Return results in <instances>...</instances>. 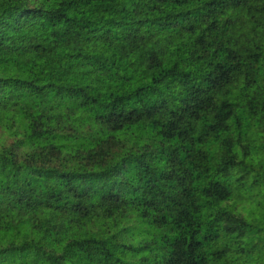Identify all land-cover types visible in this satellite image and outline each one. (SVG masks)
Returning a JSON list of instances; mask_svg holds the SVG:
<instances>
[{
  "label": "clouds",
  "instance_id": "obj_1",
  "mask_svg": "<svg viewBox=\"0 0 264 264\" xmlns=\"http://www.w3.org/2000/svg\"><path fill=\"white\" fill-rule=\"evenodd\" d=\"M0 264H264V0H0Z\"/></svg>",
  "mask_w": 264,
  "mask_h": 264
},
{
  "label": "trees",
  "instance_id": "obj_2",
  "mask_svg": "<svg viewBox=\"0 0 264 264\" xmlns=\"http://www.w3.org/2000/svg\"><path fill=\"white\" fill-rule=\"evenodd\" d=\"M86 2H87V3H90L91 0H86ZM204 2L207 3V2H209V0H204ZM189 11H190V10H189ZM85 18H86V17H84V16L79 17V19H85ZM69 19H72V17H69ZM92 30L95 31V28H93ZM206 30H207V29H205V31H206ZM108 31H111V28H109ZM191 31H198V30L195 29V28H193V29H191ZM197 39L199 40L200 37L198 36ZM177 51H178V49H177ZM57 53H59V49H57ZM70 55H71V53H69V56H70ZM185 75L187 76L188 74L186 73ZM206 79H207V78H206ZM212 79H215V77H212ZM208 83L211 84V80H208ZM189 86L192 87L193 89H195V93L192 95V98L189 100V107H195V105L193 104V101H195V100L197 99V94L200 93V89L197 88L195 84H191V83H190ZM200 111H203V108H202V107L196 109V112H200ZM193 115H195V113H193ZM197 118H198V117H197ZM208 127H209V128H212L213 126H212V125H208ZM238 127H239V124H238ZM175 138H176V139H179V138H180L179 134H177V135L175 136ZM195 139H196V142H197V143H200V142H201L199 137H196ZM207 148H208V151L211 152V150H212V145H211V143H209V144L207 145ZM192 183H193V185H195L196 181L194 180ZM181 225H183V221H181ZM196 243H197V245H199L200 242H199V241H196Z\"/></svg>",
  "mask_w": 264,
  "mask_h": 264
}]
</instances>
